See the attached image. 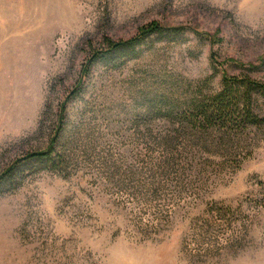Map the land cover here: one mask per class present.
<instances>
[{
	"label": "rangeland",
	"instance_id": "rangeland-1",
	"mask_svg": "<svg viewBox=\"0 0 264 264\" xmlns=\"http://www.w3.org/2000/svg\"><path fill=\"white\" fill-rule=\"evenodd\" d=\"M151 22L184 31L83 75ZM222 69L264 83V0H0V174L66 107L57 169L0 184V264H264V121L183 120Z\"/></svg>",
	"mask_w": 264,
	"mask_h": 264
},
{
	"label": "trees",
	"instance_id": "trees-1",
	"mask_svg": "<svg viewBox=\"0 0 264 264\" xmlns=\"http://www.w3.org/2000/svg\"><path fill=\"white\" fill-rule=\"evenodd\" d=\"M184 29L182 27H165L159 23L151 22L143 26L135 35L127 39L112 40L103 39V46L95 49L85 63L83 75L88 76L90 69L96 62H107L117 57V54L134 51L135 48L145 43L153 36L177 37ZM249 70V69H247ZM218 89L208 95H201L193 102L192 111L185 114L183 120L190 124L198 134L216 129L236 131L249 126L261 125L264 117L259 102L264 100V83L251 76L249 73H229L226 69L220 70ZM83 84L72 89L68 95V101L80 96ZM66 107H62V120L56 128L48 149L26 153L15 160L10 167L0 174V184L12 181L14 174L20 167L37 162L48 169H57L58 158L55 146L63 136L66 125ZM226 134V132H223ZM229 136V134H228Z\"/></svg>",
	"mask_w": 264,
	"mask_h": 264
}]
</instances>
